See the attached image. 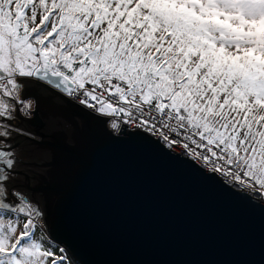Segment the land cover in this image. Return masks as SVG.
Masks as SVG:
<instances>
[{
    "label": "snow or ice",
    "instance_id": "6c2138e0",
    "mask_svg": "<svg viewBox=\"0 0 264 264\" xmlns=\"http://www.w3.org/2000/svg\"><path fill=\"white\" fill-rule=\"evenodd\" d=\"M34 83L264 207V0H0V264H75L17 182Z\"/></svg>",
    "mask_w": 264,
    "mask_h": 264
},
{
    "label": "water",
    "instance_id": "95a60500",
    "mask_svg": "<svg viewBox=\"0 0 264 264\" xmlns=\"http://www.w3.org/2000/svg\"><path fill=\"white\" fill-rule=\"evenodd\" d=\"M23 94L37 107L20 126L38 143L22 138L20 147L45 157L22 156L18 181L41 198L52 237L79 264H264L259 198L226 190L142 137L114 134L42 84Z\"/></svg>",
    "mask_w": 264,
    "mask_h": 264
},
{
    "label": "flooded vegetation",
    "instance_id": "af4514ba",
    "mask_svg": "<svg viewBox=\"0 0 264 264\" xmlns=\"http://www.w3.org/2000/svg\"><path fill=\"white\" fill-rule=\"evenodd\" d=\"M22 139V138H21ZM20 139V140H21ZM19 150H20V153H21V157L22 156H27V155H33V156H37V157H39V158H41V159H43L44 157H45V154L42 152V151H35L33 148H32V146H28V144L26 145V146H23V147H20L19 148ZM27 154V155H26ZM32 160H34L33 158H32ZM18 182V184L21 186V184H20V182L19 181H17ZM21 188H22V186H21ZM23 190H24V188H22ZM32 194V193H31ZM32 197H33V199L34 200H36V201H38V203H39V207L43 210V212H44V208L42 207V200H41V198L39 197V196H34V195H32Z\"/></svg>",
    "mask_w": 264,
    "mask_h": 264
},
{
    "label": "rangeland",
    "instance_id": "374dc122",
    "mask_svg": "<svg viewBox=\"0 0 264 264\" xmlns=\"http://www.w3.org/2000/svg\"><path fill=\"white\" fill-rule=\"evenodd\" d=\"M73 259V258H72ZM74 260V259H73ZM75 261V264H79L76 260H74Z\"/></svg>",
    "mask_w": 264,
    "mask_h": 264
},
{
    "label": "built area",
    "instance_id": "2783aa9c",
    "mask_svg": "<svg viewBox=\"0 0 264 264\" xmlns=\"http://www.w3.org/2000/svg\"><path fill=\"white\" fill-rule=\"evenodd\" d=\"M255 197V196H254ZM256 198H258V197H256Z\"/></svg>",
    "mask_w": 264,
    "mask_h": 264
}]
</instances>
